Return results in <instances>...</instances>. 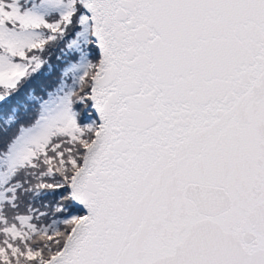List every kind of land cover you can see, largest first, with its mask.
I'll return each mask as SVG.
<instances>
[{
    "label": "snow or ice",
    "instance_id": "6c2138e0",
    "mask_svg": "<svg viewBox=\"0 0 264 264\" xmlns=\"http://www.w3.org/2000/svg\"><path fill=\"white\" fill-rule=\"evenodd\" d=\"M0 264H264V0H0Z\"/></svg>",
    "mask_w": 264,
    "mask_h": 264
},
{
    "label": "rangeland",
    "instance_id": "374dc122",
    "mask_svg": "<svg viewBox=\"0 0 264 264\" xmlns=\"http://www.w3.org/2000/svg\"><path fill=\"white\" fill-rule=\"evenodd\" d=\"M53 62H55V58H53Z\"/></svg>",
    "mask_w": 264,
    "mask_h": 264
}]
</instances>
